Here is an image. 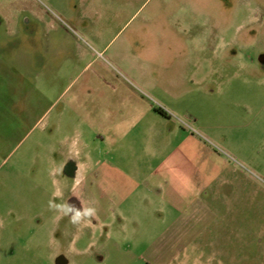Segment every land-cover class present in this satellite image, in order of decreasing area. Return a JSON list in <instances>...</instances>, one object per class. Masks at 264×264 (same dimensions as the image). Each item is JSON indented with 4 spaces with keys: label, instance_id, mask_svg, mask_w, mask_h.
Returning <instances> with one entry per match:
<instances>
[{
    "label": "rangeland",
    "instance_id": "obj_1",
    "mask_svg": "<svg viewBox=\"0 0 264 264\" xmlns=\"http://www.w3.org/2000/svg\"><path fill=\"white\" fill-rule=\"evenodd\" d=\"M82 89L152 101L222 169L175 261L68 211L77 120L58 112ZM0 264H264V0H0Z\"/></svg>",
    "mask_w": 264,
    "mask_h": 264
},
{
    "label": "crops",
    "instance_id": "obj_2",
    "mask_svg": "<svg viewBox=\"0 0 264 264\" xmlns=\"http://www.w3.org/2000/svg\"><path fill=\"white\" fill-rule=\"evenodd\" d=\"M80 94L58 112L59 119L72 114L77 120L81 155L69 157L65 170L74 182L71 214L91 209L82 215L85 224L105 228L106 244L116 249L146 245L137 259L175 261L216 220L210 190L223 172L212 151L144 97Z\"/></svg>",
    "mask_w": 264,
    "mask_h": 264
},
{
    "label": "clouds",
    "instance_id": "obj_3",
    "mask_svg": "<svg viewBox=\"0 0 264 264\" xmlns=\"http://www.w3.org/2000/svg\"><path fill=\"white\" fill-rule=\"evenodd\" d=\"M68 211H73V209L69 208ZM92 213L91 209H86L83 213H81L80 211H76L75 212V216H74V222L78 221L79 218L83 215V216H87L90 215Z\"/></svg>",
    "mask_w": 264,
    "mask_h": 264
},
{
    "label": "flooded vegetation",
    "instance_id": "obj_4",
    "mask_svg": "<svg viewBox=\"0 0 264 264\" xmlns=\"http://www.w3.org/2000/svg\"><path fill=\"white\" fill-rule=\"evenodd\" d=\"M70 207H71V209H73V211H74V204L70 203Z\"/></svg>",
    "mask_w": 264,
    "mask_h": 264
},
{
    "label": "trees",
    "instance_id": "obj_5",
    "mask_svg": "<svg viewBox=\"0 0 264 264\" xmlns=\"http://www.w3.org/2000/svg\"><path fill=\"white\" fill-rule=\"evenodd\" d=\"M160 113L164 114L162 110H158Z\"/></svg>",
    "mask_w": 264,
    "mask_h": 264
}]
</instances>
